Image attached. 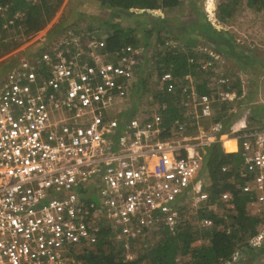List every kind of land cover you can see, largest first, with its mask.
Masks as SVG:
<instances>
[{
	"label": "built area",
	"instance_id": "1",
	"mask_svg": "<svg viewBox=\"0 0 264 264\" xmlns=\"http://www.w3.org/2000/svg\"><path fill=\"white\" fill-rule=\"evenodd\" d=\"M50 25L0 58H18L0 73V264H89L102 242L135 260L155 232L180 225L184 208L216 209L204 170L215 143L242 161L235 189L219 199L233 209L235 193L244 194L264 217V126H250L243 109L213 119L219 100L238 98L223 54L198 48L185 74L148 79L141 43L113 52L111 30ZM154 83L152 107L143 108L134 92ZM229 139L236 151L226 150ZM263 241L264 228L249 240Z\"/></svg>",
	"mask_w": 264,
	"mask_h": 264
},
{
	"label": "rangeland",
	"instance_id": "2",
	"mask_svg": "<svg viewBox=\"0 0 264 264\" xmlns=\"http://www.w3.org/2000/svg\"><path fill=\"white\" fill-rule=\"evenodd\" d=\"M153 2L157 4L158 8L145 11L138 15L139 17L134 18L128 12L117 9L114 10L118 12H114L110 16L108 14L109 9H101V0H64L47 26L55 23L51 32H54L56 26L57 32L64 31L69 27L86 26L101 32L104 29L111 30L113 35L115 28L112 27V24L118 23L117 25L121 24L127 29L134 26L135 39L145 48L141 66L143 74H148V79L155 78L157 71L170 69L165 62L167 54L172 56L177 53L187 56L198 53V48L206 47L219 51L223 54L222 61H220L221 71L230 78L232 89L238 92V89L241 88L242 94L238 93V98L234 101L219 100L215 105L213 119L217 117L229 119L243 109V112L248 114L250 126H264L262 123L264 120L263 0H180L177 6L166 8L162 6V0H153ZM103 6L106 8L107 5L104 4ZM220 6L229 8L232 11V16L220 19L217 15ZM5 8L2 10L3 23L0 27V58L7 57L9 52L20 42V38H27L26 41L31 38L30 34H28L30 37L23 34L25 33L24 25L20 20H17L19 23L14 22L10 26L4 25L5 22L10 23L6 20L10 16V10H12L11 5ZM202 26L215 28L221 32L222 41L219 46L215 40L207 35ZM126 35L132 36L131 33L127 32ZM120 47L112 48L110 45L113 52ZM187 48L188 50H186ZM6 57L0 63V73L6 71L3 69L10 60V57L7 59ZM200 79L203 80V76ZM155 87L154 83L153 87L138 88L134 92L136 95L135 102L142 103L143 108H148L146 107L147 104L152 107L149 102L153 101L151 96L156 94ZM204 170L206 169L204 168ZM202 175L208 177L205 171H202ZM230 180L232 182L235 178ZM210 209V206L205 207L206 211ZM214 211L218 212L223 220L231 219L234 213V210L219 198ZM202 217L201 212L190 210L186 213L185 220L190 228L196 227L203 232L207 229L200 226ZM260 226V229L264 228V221ZM164 236L165 234L163 235L161 231L150 236L147 247L137 250L136 260H139L140 264H148L152 252L151 248L155 250L160 243L166 240L163 239ZM201 240L196 239L193 246L201 245L203 243ZM101 244L104 252L109 251V247H105L104 242ZM261 245L263 242L258 245L253 244L252 247ZM76 249L81 253L84 247L77 245ZM94 255L93 252L88 253L87 259L92 260ZM239 257L240 255H237L236 260ZM178 258V260L188 264L191 256L189 254ZM254 264H264V254H259L254 259Z\"/></svg>",
	"mask_w": 264,
	"mask_h": 264
},
{
	"label": "trees",
	"instance_id": "3",
	"mask_svg": "<svg viewBox=\"0 0 264 264\" xmlns=\"http://www.w3.org/2000/svg\"><path fill=\"white\" fill-rule=\"evenodd\" d=\"M64 0H0V6L3 8L11 5L9 18L7 21H22L26 34L44 29L54 18L57 10L60 8ZM101 3L108 5L112 9L126 11L132 16L135 14L131 11L134 9H144L152 11L158 8L153 0H101ZM180 0H162L163 7H175ZM264 4V0H263ZM2 8V9H3ZM2 9H0V27L3 23ZM217 15L220 19H226L232 16V11L226 7H219ZM19 23V22H18ZM114 35L109 39V46L112 48L122 47L126 44H136L138 41L135 37L127 36L131 30L123 25H114ZM207 35L217 42V46L222 41V34L215 28L205 27ZM166 64L168 68L180 74L188 71L187 56L182 54H167ZM17 56L10 58L8 65L3 70L13 65ZM240 87V80L238 81ZM238 93L242 94L241 88ZM219 118H215L218 120ZM232 148L230 151L236 150L235 141H231ZM227 166L228 169L223 168ZM242 167L241 157L238 153H226L220 143H215L207 148L204 158V168L209 172V179L212 183L213 195L210 202H215L220 194L227 190H234L235 186L230 182L231 178L237 176L239 169ZM233 201L234 213L229 220H223L218 212L205 208L200 210L202 216L209 217L214 220L213 226L205 231L198 228H190L185 220L188 211L194 212L190 207L184 208L182 212V221L175 230L162 229L164 240L156 249L151 248V256L148 264H186L178 260L179 256H191L188 264H254V259L264 254L263 245L252 247L249 240L259 233L260 224L264 221V217L255 214L248 208V198L244 194L235 193ZM204 211V212H203ZM186 226V227H185ZM196 239H202L203 243L199 246H193ZM237 255H240L236 260ZM89 264H140L139 260L124 261L114 256L113 253L104 252L102 246L95 252L92 260H88Z\"/></svg>",
	"mask_w": 264,
	"mask_h": 264
},
{
	"label": "crops",
	"instance_id": "4",
	"mask_svg": "<svg viewBox=\"0 0 264 264\" xmlns=\"http://www.w3.org/2000/svg\"><path fill=\"white\" fill-rule=\"evenodd\" d=\"M34 2H38V0H36V1H34ZM104 4L102 3L101 4V9L102 10H104V9H109V13L108 14H110V16H112V13H114V12H118V11H116V10H114V9H112V8H110L108 5L106 6V8H104V6H103ZM106 11V10H105ZM131 11L132 12H134L135 14H133L131 17H134V18H137V17H139L138 15H140V14H142V13H144L145 12V10L144 9H134V8H132L131 9ZM104 12V11H103ZM105 13V12H104ZM118 23H116V24H112L113 26L114 25H117ZM55 23H53V24H51L50 25V27H51V29H53L55 26ZM133 28H134V26H130V30H131V32H129V33H131V35L133 36V37H136V32L133 30ZM57 26H56V28H55V30H54V32H57ZM129 29H127V30H129ZM229 140H232V139H229ZM233 141H235V140H233ZM225 148H226V150L227 151H230L231 150V148H232V144H231V141H226L225 142ZM235 145H236V142H235ZM237 149V148H236ZM236 151V150H235Z\"/></svg>",
	"mask_w": 264,
	"mask_h": 264
},
{
	"label": "bare ground",
	"instance_id": "5",
	"mask_svg": "<svg viewBox=\"0 0 264 264\" xmlns=\"http://www.w3.org/2000/svg\"><path fill=\"white\" fill-rule=\"evenodd\" d=\"M226 141H233V140H226ZM225 144V143H224ZM236 148H237V146H236Z\"/></svg>",
	"mask_w": 264,
	"mask_h": 264
}]
</instances>
